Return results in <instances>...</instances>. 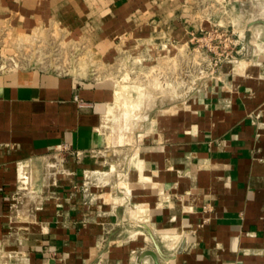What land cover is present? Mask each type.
<instances>
[{
    "label": "crops",
    "instance_id": "0c3cea01",
    "mask_svg": "<svg viewBox=\"0 0 264 264\" xmlns=\"http://www.w3.org/2000/svg\"><path fill=\"white\" fill-rule=\"evenodd\" d=\"M227 1L246 35L239 62L155 111L124 158L103 124L110 83L0 72V264H153L143 226L171 256L161 264H264V25L257 0ZM204 12L199 0H0V46L60 23L104 46L187 42L213 23ZM85 169H104L105 185L86 189Z\"/></svg>",
    "mask_w": 264,
    "mask_h": 264
},
{
    "label": "rangeland",
    "instance_id": "374dc122",
    "mask_svg": "<svg viewBox=\"0 0 264 264\" xmlns=\"http://www.w3.org/2000/svg\"><path fill=\"white\" fill-rule=\"evenodd\" d=\"M256 4L257 16L264 20V0ZM111 40L109 46L100 45L67 23L52 24L20 36L9 47L0 46V66L38 67L110 83L116 96L103 124L120 159L128 156L146 120L185 100L207 79L212 65L195 42L123 34ZM115 162L108 160L106 168Z\"/></svg>",
    "mask_w": 264,
    "mask_h": 264
},
{
    "label": "built area",
    "instance_id": "2783aa9c",
    "mask_svg": "<svg viewBox=\"0 0 264 264\" xmlns=\"http://www.w3.org/2000/svg\"><path fill=\"white\" fill-rule=\"evenodd\" d=\"M199 4L204 8V19L213 22L210 26L200 25L197 31L190 34L186 44L197 43L195 49L200 51L204 58H210L212 71L209 77L217 74L218 68L223 63L239 62L244 50L245 32L238 30L235 20V8L227 0H199ZM173 41V40H172ZM176 42V41H174ZM214 54V59L211 54ZM10 59H13L9 57ZM22 67H11L10 69L0 66V72L15 71ZM74 100L80 108L91 107L92 103L80 97L79 93H74ZM61 151H69L67 145L60 148ZM77 156L82 153L76 152ZM84 186L89 189L92 185L97 187L105 185L107 172L104 169H85L83 172Z\"/></svg>",
    "mask_w": 264,
    "mask_h": 264
},
{
    "label": "water",
    "instance_id": "95a60500",
    "mask_svg": "<svg viewBox=\"0 0 264 264\" xmlns=\"http://www.w3.org/2000/svg\"><path fill=\"white\" fill-rule=\"evenodd\" d=\"M254 24L255 23H251V25H249V28ZM258 24L264 25V20H259ZM143 228L145 229V231L148 233V235L152 239L156 247V250L155 251L153 250L142 251V257L144 258L145 256H150L153 259V264H161L162 259L169 260L171 256L165 253L164 249L162 248L159 237L154 232H152L147 226H143ZM184 243L185 242L181 243L179 247V251L184 248Z\"/></svg>",
    "mask_w": 264,
    "mask_h": 264
},
{
    "label": "bare ground",
    "instance_id": "6f19581e",
    "mask_svg": "<svg viewBox=\"0 0 264 264\" xmlns=\"http://www.w3.org/2000/svg\"><path fill=\"white\" fill-rule=\"evenodd\" d=\"M125 86H126V85H124V87H125ZM142 90H143V89H142ZM117 91H118V90H117ZM120 91H121V90H120ZM120 91H119V92H120ZM119 92H118V93H119ZM124 92H125V91H124ZM120 96H121V95H120ZM127 114H128V113H127ZM137 116H138V115H137ZM137 118H139V116H138ZM137 118H136V119H137ZM125 119H126V118H125ZM128 119L130 120L129 117H128ZM134 119H135V118H134ZM129 120H128V121H129ZM126 121H127V120H126ZM130 122H131V121H130ZM130 122H129V123H130ZM118 125H119V124H118ZM123 125H124V124H123ZM125 125H126V124H125ZM125 125H124V126H125ZM128 125H129V124H128ZM130 125H131V124H130ZM119 127H120V126H119ZM126 127H127V125H126ZM126 129H127V128H126ZM124 130H125V129H124ZM126 132H127V130H126ZM129 132H130V131H129ZM125 137H126V135H125ZM125 137H124V139H125ZM127 137H128V136H127ZM163 240H164V241H169V240H171V236L165 234V235L163 236Z\"/></svg>",
    "mask_w": 264,
    "mask_h": 264
}]
</instances>
